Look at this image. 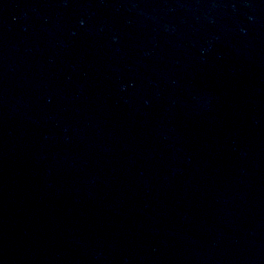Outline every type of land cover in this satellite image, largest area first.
Wrapping results in <instances>:
<instances>
[{"label":"water","instance_id":"water-1","mask_svg":"<svg viewBox=\"0 0 264 264\" xmlns=\"http://www.w3.org/2000/svg\"><path fill=\"white\" fill-rule=\"evenodd\" d=\"M0 264H264V0H0Z\"/></svg>","mask_w":264,"mask_h":264}]
</instances>
